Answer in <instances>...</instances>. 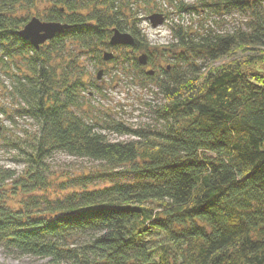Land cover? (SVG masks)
<instances>
[{"label": "trees", "instance_id": "1", "mask_svg": "<svg viewBox=\"0 0 264 264\" xmlns=\"http://www.w3.org/2000/svg\"><path fill=\"white\" fill-rule=\"evenodd\" d=\"M40 1L0 0V47L30 54V72L15 84L26 104L19 112L37 123L29 150L16 143L26 169L0 167V245L51 264H264L261 0H209L221 11L250 10L246 29L193 34L172 26L173 41L155 45L120 0H49L43 18L70 27L37 48L18 33L29 15L17 11ZM114 27L130 31L134 42L110 45ZM68 42L101 62V47L127 46L125 59L138 68L136 50L148 62L155 54L174 58L162 81L143 70L163 93L155 109L162 126L117 121L111 128L133 138L111 140L87 122L76 108L85 83L70 70L75 56L52 59ZM58 149L103 162L97 176L107 184L89 188L94 175H80L57 197H25L47 188L45 158ZM8 188L16 203L7 201Z\"/></svg>", "mask_w": 264, "mask_h": 264}, {"label": "rangeland", "instance_id": "2", "mask_svg": "<svg viewBox=\"0 0 264 264\" xmlns=\"http://www.w3.org/2000/svg\"><path fill=\"white\" fill-rule=\"evenodd\" d=\"M120 1L123 4V10L129 14L133 12L140 18L139 26L152 45L173 41L172 26L177 28L182 26L193 34L209 29L223 33L236 28L246 29L247 22L251 19L250 10L234 8L228 12L221 11L208 4L209 0ZM47 2L49 0H42L31 9L19 8L17 13L29 15L27 21L34 15L42 20H49L43 18ZM257 4V7L264 12V0ZM155 11L163 12L165 15L164 21L156 26L148 18V15ZM14 48L8 45L0 47V167L13 169L20 174L27 165L24 159L25 153L16 143L29 150V140L37 130V123L27 114L19 112L20 108L26 104L16 91L15 84L24 80L25 75L30 72V54L16 52ZM101 49L102 52L105 49L112 50L115 55H118V60L101 62L95 52L85 51L76 42H68L66 50L61 52V55L53 53L52 56V59L58 58L57 62L60 64L66 63L65 60L68 57L75 56V66L70 70L81 75L85 83L82 88L79 87L77 96L76 108L80 114L111 140L133 138L132 134L120 133L111 128L110 124L117 121L129 128H160L162 120L158 119L155 109L164 101L163 93L158 83L145 76L143 70L146 69L148 72V69H153L155 78H161L162 81V78H165L162 68L170 72L174 58H162L155 54L152 62L142 64L143 68H138L134 66L132 59H125L126 55H130V49L127 46L118 49L113 46L101 47ZM141 52L136 50L135 55L138 57ZM247 54L246 50L237 56L242 58ZM198 61L203 60L198 59ZM260 65V70L264 72V62ZM99 69L103 71L98 78ZM45 168V179L49 183L47 188L25 192V197L33 194H39L43 198L57 197L68 190L63 188L72 187L71 183L74 181L72 178L80 175H94L96 180L87 185L89 188L107 184L103 178L97 176L106 170L103 162L86 156L69 154L61 149L54 150L46 156ZM9 182L6 184L10 186L11 182ZM77 186L79 185H75ZM8 190L9 188L4 193L8 195L7 201L16 203L20 197L11 195L12 192ZM0 264L51 263L48 258L20 253L13 248L7 249L0 245Z\"/></svg>", "mask_w": 264, "mask_h": 264}, {"label": "water", "instance_id": "3", "mask_svg": "<svg viewBox=\"0 0 264 264\" xmlns=\"http://www.w3.org/2000/svg\"><path fill=\"white\" fill-rule=\"evenodd\" d=\"M151 23L156 26L162 23L165 19L163 12L155 11L148 15ZM70 27L67 22H62L60 20H42L37 16H32L24 25L18 30V33L26 38L35 46L39 47L46 40L55 36L56 33L62 32L65 28ZM134 42V36L130 31L121 30L118 27H114L112 34L109 39L110 45L124 44L130 45ZM115 53L110 49H105L103 51V58L105 60H110L114 58ZM138 61L141 64H146L148 62L147 52H141L138 55ZM102 69L97 72V77L99 78L102 74ZM149 73H153V69H148Z\"/></svg>", "mask_w": 264, "mask_h": 264}]
</instances>
